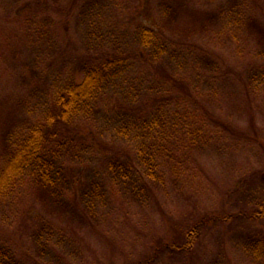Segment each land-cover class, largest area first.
<instances>
[{
  "label": "rangeland",
  "instance_id": "obj_1",
  "mask_svg": "<svg viewBox=\"0 0 264 264\" xmlns=\"http://www.w3.org/2000/svg\"><path fill=\"white\" fill-rule=\"evenodd\" d=\"M102 2L0 0V168L6 136L49 109L45 93L80 84L83 67L107 53L133 57L106 92H137L142 73L171 72L167 125L151 128L152 138L122 139L113 110L67 125L63 134L75 137L59 155L69 183L52 186L67 191L55 201L29 175L9 186L0 198L9 255L0 264H264V215L249 217L264 213V78L259 91L249 83L264 70V0ZM143 21L164 31L173 55L138 59ZM110 159L136 166L126 176Z\"/></svg>",
  "mask_w": 264,
  "mask_h": 264
},
{
  "label": "trees",
  "instance_id": "obj_2",
  "mask_svg": "<svg viewBox=\"0 0 264 264\" xmlns=\"http://www.w3.org/2000/svg\"><path fill=\"white\" fill-rule=\"evenodd\" d=\"M97 2L101 3L102 0H97ZM234 9L232 12H234ZM143 23L144 21L136 26L140 51L133 53L137 54L138 59L146 62L148 60L158 62L167 52L173 55L170 52L173 50L168 49L169 45L167 43L169 41L162 35L164 31L161 28ZM240 23L241 20L239 19L236 25L238 26ZM231 34L233 35L231 38L236 39V35ZM155 45L160 47L156 49ZM185 45L187 48H184V50L187 52H191L190 49L195 47L191 43ZM132 57L133 55L127 54L126 51H115L114 53L101 55L83 67L84 76L80 84L76 85L69 80V82H63V86L58 87L57 92L45 93L49 109L45 108V104L43 105L44 117L36 119L29 125L26 124V127L13 133L10 132L6 136L7 152L0 168V198L6 194L11 184L14 186L16 181L18 182L22 179L20 177L24 178L25 175H29V178L32 176L35 182L47 186L52 191L53 196L55 195V201L64 195L67 189L56 187L57 190L54 191L52 186H55L59 179L62 183H69L59 152L62 145L71 142V139L75 137L74 133L71 132L65 134L66 136L63 134L64 131L68 130L67 125L74 120L89 121L96 119L95 115L103 110H113L114 112H111L109 117L113 115L114 118H118L115 133L122 139L131 138V135L139 138L138 136H144L145 134H147V137L152 138L151 128L156 127L159 130L167 125V116L163 109L172 99L170 91L175 86L171 72L162 78L154 76V80L151 76H148V73H142L140 77H137V80H141L135 84L136 88L134 89L137 92H106L110 91V88L116 87L121 81V77L128 71V65L132 61ZM199 59L209 67H215V64L204 56L200 55ZM133 64L132 62L131 66ZM178 69H181V67ZM257 76L262 80L264 70L254 71L250 75L249 83L254 91H259L258 86L262 85V81L260 82ZM162 92H164L166 98L163 96L162 99V96H160ZM115 95L119 99L115 98ZM143 105H151L154 108L150 110L151 112L144 114L143 110L145 108H142ZM29 106L30 104L27 105V108L32 110ZM116 111L119 113L116 114ZM107 112L109 111L105 113ZM81 137H86V135L82 130H77V139ZM47 142L52 143V146H45ZM148 144V147L152 149V144ZM141 149L138 150L137 157L141 154ZM50 152H53L55 156L51 155V158L47 159L45 154L48 155ZM122 152L125 153V151ZM137 162L140 164L138 160ZM131 164L136 166L135 162L133 163L128 159H117L115 162L110 159L108 167L111 171L116 170V172L124 173L127 176L132 171L129 167ZM131 168L133 171L137 170V167L133 168L132 166ZM63 170L65 172L61 173ZM263 215L264 213L259 212L251 214L249 217L257 219ZM192 242L193 238L189 237L185 248H191ZM7 250L9 249L1 246L0 255L7 257L9 255ZM9 258L11 261L14 260L12 255Z\"/></svg>",
  "mask_w": 264,
  "mask_h": 264
}]
</instances>
